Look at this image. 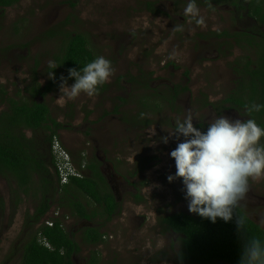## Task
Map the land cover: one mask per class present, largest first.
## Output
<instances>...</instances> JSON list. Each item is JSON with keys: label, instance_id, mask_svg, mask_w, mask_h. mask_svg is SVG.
<instances>
[{"label": "rangeland", "instance_id": "rangeland-1", "mask_svg": "<svg viewBox=\"0 0 264 264\" xmlns=\"http://www.w3.org/2000/svg\"><path fill=\"white\" fill-rule=\"evenodd\" d=\"M208 1L20 0L0 10V86L7 99L30 102L27 91L33 77L45 87L54 78L68 76L57 67L54 78L48 77L49 61H55L67 35H82L94 57L110 60L114 70L92 97L81 93L61 106L59 80L47 96L35 99L45 103L50 117L62 125L66 145L62 147L73 164L104 157L111 165L107 175H112L117 188L119 209L100 229L104 236L100 244L81 241L84 229L98 220L86 224L69 216L64 222L81 247L76 264H87L94 251L99 264H182L176 262L178 236L161 225L164 216L194 215L187 209L181 178L167 181L175 173L169 153L183 139L169 133L188 113L201 130L219 116L247 120L237 111L217 110L216 103L235 89V61L256 58L246 46L209 36L235 33L234 27L240 30L242 25L234 22L231 5ZM190 2L194 12L186 11ZM72 83L74 78H69L68 84ZM174 94L175 102L170 101ZM4 108L0 105V112ZM149 129L155 134L150 135ZM163 137H168L167 143ZM260 142L264 144V137ZM33 184L24 193L0 176V264L20 262L27 241L24 221L43 193L38 179ZM78 198L89 203L81 194ZM238 207L264 229V177L249 180ZM91 208L98 207L91 204ZM56 209L53 202L49 212ZM61 210L62 215L67 213Z\"/></svg>", "mask_w": 264, "mask_h": 264}, {"label": "trees", "instance_id": "trees-1", "mask_svg": "<svg viewBox=\"0 0 264 264\" xmlns=\"http://www.w3.org/2000/svg\"><path fill=\"white\" fill-rule=\"evenodd\" d=\"M19 1L0 0V10L13 7ZM209 1L227 3L235 7L239 4L238 0ZM242 2L248 3L246 7L249 14L264 27V0ZM149 7H152V4ZM240 7L244 5L240 4ZM260 33L262 39H242L248 48L256 49V58L254 60L243 57L235 61L234 70L238 77L235 89L222 101L216 103L218 106L216 109L237 111L247 118L255 119L257 124L264 128V107L258 112L247 111L253 103L264 105V32ZM210 35L215 38H232L236 44L242 46L237 33L230 34L225 31L209 33ZM93 59L95 57L88 49L86 39L80 34H71L66 36L55 62L58 68L66 72L69 68L82 69ZM52 71L55 72V69ZM59 80L60 78H54L45 87H40L37 79L33 77L32 86L27 91L30 102L7 99L6 91L0 86V105H5L4 110L0 112V175L11 177L24 193L31 189V186L33 187L34 177L37 175L38 181L43 186V193L51 197L49 199L45 195L42 196L34 213L26 215L23 227L27 241L23 246L19 264H76L74 258L80 253L81 247L74 239L75 234L62 227L59 221H56L51 228L41 222L53 202L57 203L60 211L61 209L67 211L68 214L64 213L62 217L72 216L88 222L98 220V224L86 227L81 235V241L90 246L103 242L100 229L111 222L119 209V203L106 187L96 159H94L96 164L87 163L90 175L82 179L71 178L68 184L60 185L55 175L54 160L45 168L38 160L35 150L36 138L24 141L21 135L23 130H29L34 135L44 132L47 133L45 142L51 143L57 130L63 128L50 117L46 104L35 100L47 96ZM176 96L177 94H174L170 101L175 102ZM84 162V160L80 161L79 166L75 167L80 169ZM80 194L85 196L89 203H81L78 198ZM135 198L140 199L138 196ZM91 204L97 205L98 208L90 210ZM239 217L243 220L241 228H238L236 223ZM161 225L178 236L180 250L176 254V262L182 264H239L242 249L249 241L258 240L264 245V229L249 219L240 207L234 209L233 219L227 223L218 218L213 224L197 214L190 216L177 213L164 216ZM39 239H45L51 249H48L44 243L41 244ZM87 264H99L95 251L90 253Z\"/></svg>", "mask_w": 264, "mask_h": 264}, {"label": "clouds", "instance_id": "clouds-1", "mask_svg": "<svg viewBox=\"0 0 264 264\" xmlns=\"http://www.w3.org/2000/svg\"><path fill=\"white\" fill-rule=\"evenodd\" d=\"M186 11H195L194 2L189 3ZM57 66L55 61H49L50 79L54 78L52 70ZM113 71L111 61L103 56H97L82 69L69 68L68 76L60 77L58 103L63 106L81 93L94 96L98 88L109 81ZM69 78H74L71 85ZM262 107L264 105L253 103L247 111L258 112ZM148 132L155 134L154 129ZM169 134L178 141L183 139L169 153L174 160L175 173L169 175L167 181L181 178L188 211L213 224L218 218L225 223L231 221L234 209L248 191L249 180L264 177V144L260 142L264 128L252 118L242 121L219 116L206 130H201L194 127L193 117L188 113ZM162 139L168 142V137ZM236 223L241 228L242 218H237ZM239 264H264V245L258 240L249 241L242 249Z\"/></svg>", "mask_w": 264, "mask_h": 264}, {"label": "flooded vegetation", "instance_id": "flooded-vegetation-1", "mask_svg": "<svg viewBox=\"0 0 264 264\" xmlns=\"http://www.w3.org/2000/svg\"><path fill=\"white\" fill-rule=\"evenodd\" d=\"M203 1H205V0H203ZM242 1H244V0H238L239 4H238L237 7L232 6V5H231V7H229V11H231V13L233 15V18H234V22L236 23V25H239V26L242 25V29H240V30H237L236 26L234 27L235 33L238 34V39H240L241 41H242V39L245 40V39H249V38L262 39L263 36L261 35L260 32H264V27H262L259 23H257V20L249 14L248 8L246 7L248 5V3L247 2H242ZM208 2L213 4L214 1H212V2L208 1ZM220 4H224V3H220ZM240 4L244 5V7H246V9H244V11L241 9L242 7H240ZM222 32H225V31H220L219 33H222ZM226 32H228V31H226ZM230 34H234V33H230ZM218 39H220V38H218ZM229 40H231L233 43L235 42L232 38H230ZM240 43L242 44V46H246L247 47L246 42L242 41ZM234 44H236V43H234ZM249 49H252L253 51H255V54H256V49H253L251 47H249ZM29 132H31V131L23 130L24 134L21 132L22 137H24V141H28V140H32V139L36 138V141H35L36 148H35V150H36V153L38 155V160L42 163V165L45 168L47 166H50L51 165V161L54 160L53 152H52V144H53V142L55 140H57L58 143L61 146L66 147L65 142L63 141V137H62L63 135L61 133L62 129L57 130V133H56L55 136H53L51 143H49L48 141L45 142V138H46L45 134L47 135V133L40 132V133H36V135H34L31 132L32 138L30 139L27 136V133H29ZM86 153L89 155L88 151ZM70 158H71V156H70ZM71 160H72V158H71ZM93 161H94V164H96V162L99 164V170L102 173L103 177L106 178L107 183L110 185V191H111L113 197L115 198L116 202H119L118 198H117V196H118L117 195V188L114 185H112V180H113L112 178L113 177H112V175L110 173L107 175V172H109L110 169H111V165L109 164V162H107V159H105L102 156L101 157H96V162H95V160H93ZM93 161H89V162L93 163ZM89 162L88 161L85 162V169H83V171H82L84 176H85V172H88L87 175H90V171L87 169V163H89ZM55 175H56V173H55ZM3 177H5V176H3ZM8 178L13 181V183L16 185V189L21 192V190L17 186L16 182L11 177L8 176ZM34 178L38 179L37 175H35ZM56 178L58 179V177H56ZM54 185L55 184H53L52 187H54ZM29 187H30V185H29ZM31 188H32V186H31ZM44 195H45L46 198L49 197L48 194L42 193L40 199ZM37 207H38V205L35 207V209ZM60 212H62V210ZM49 213L50 212H48L44 217L45 218L48 217L50 215ZM193 214L195 215V213H193ZM194 215H192V216H194ZM44 217L42 218L41 222L43 221ZM83 222L86 223V224L88 223V221H86V220H83ZM170 232L173 233L172 231H170ZM173 234L176 235L175 233H173ZM24 235H26L25 231H24Z\"/></svg>", "mask_w": 264, "mask_h": 264}, {"label": "built area", "instance_id": "built-area-1", "mask_svg": "<svg viewBox=\"0 0 264 264\" xmlns=\"http://www.w3.org/2000/svg\"><path fill=\"white\" fill-rule=\"evenodd\" d=\"M53 155H54V165L55 173L58 177L60 185L68 184L71 178L81 179L84 177L82 171L85 169V163L80 169L76 168L70 158L68 152L61 147L57 140L52 144ZM50 215L43 219L42 224L47 227H53L56 221H59L64 227V222L69 219V217H62L59 209L53 210L49 213ZM40 242L48 248L51 249L50 245L45 239H39Z\"/></svg>", "mask_w": 264, "mask_h": 264}]
</instances>
